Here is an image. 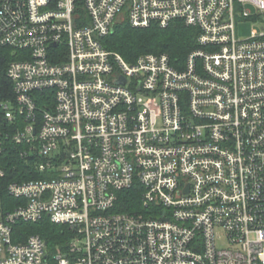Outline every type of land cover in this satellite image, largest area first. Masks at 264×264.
Listing matches in <instances>:
<instances>
[{
  "label": "built area",
  "instance_id": "2783aa9c",
  "mask_svg": "<svg viewBox=\"0 0 264 264\" xmlns=\"http://www.w3.org/2000/svg\"><path fill=\"white\" fill-rule=\"evenodd\" d=\"M264 0H0L14 98L0 104V152L24 146L45 177L0 200V264H264ZM182 21L199 48L174 65L130 63L104 39ZM5 176L3 170L0 171ZM142 188L144 212H119ZM45 218L68 235L15 242Z\"/></svg>",
  "mask_w": 264,
  "mask_h": 264
},
{
  "label": "trees",
  "instance_id": "16d2710c",
  "mask_svg": "<svg viewBox=\"0 0 264 264\" xmlns=\"http://www.w3.org/2000/svg\"><path fill=\"white\" fill-rule=\"evenodd\" d=\"M198 36L197 28L188 27L182 21H174L166 28L152 25L145 29H136L128 22H124L116 27L112 35L104 39V44L108 50L120 54L130 63L135 62L143 54L165 53L169 55L172 63L177 65L183 63L192 51L199 48ZM17 59L18 52L0 46V104L14 98L13 85L7 76V70ZM0 125L6 126L7 123L0 120ZM23 148L24 146L10 142L0 152V171L5 172L4 177L0 175V200L4 211L14 210L21 203L8 193V186L11 183L30 182L45 177L44 173L37 171L32 157H28L29 159L22 157ZM142 193V188L138 185L122 191L117 210L127 213L144 212ZM65 229L51 223L48 218L35 224L19 221L13 228L15 242L25 241L29 236L36 234L47 240L52 248L67 240Z\"/></svg>",
  "mask_w": 264,
  "mask_h": 264
},
{
  "label": "rangeland",
  "instance_id": "374dc122",
  "mask_svg": "<svg viewBox=\"0 0 264 264\" xmlns=\"http://www.w3.org/2000/svg\"><path fill=\"white\" fill-rule=\"evenodd\" d=\"M264 26L262 23L256 20L247 19H237V35L239 38H248L251 36L253 30L261 31Z\"/></svg>",
  "mask_w": 264,
  "mask_h": 264
}]
</instances>
